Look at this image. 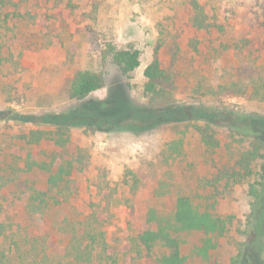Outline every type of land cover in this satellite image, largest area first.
Instances as JSON below:
<instances>
[{"label": "rangeland", "instance_id": "374dc122", "mask_svg": "<svg viewBox=\"0 0 264 264\" xmlns=\"http://www.w3.org/2000/svg\"><path fill=\"white\" fill-rule=\"evenodd\" d=\"M196 1L208 29L191 26L190 0L0 1V264H72L63 256L72 231L80 236L101 214L100 194L111 189L107 221L95 227L116 264H147L126 253L128 239L148 208L170 212L181 195L200 209L214 202L231 222L205 260L184 245V264H264V240L257 257L245 232L249 182L233 176L243 141L228 128L264 124V100L253 95L264 80V0ZM124 49L140 53L126 76L111 59ZM153 58L170 77L166 99L144 90ZM83 70L103 87L76 102L69 88ZM85 106L100 108L91 126L74 119ZM198 128L218 147L205 146ZM32 132L43 134L34 144ZM75 148L86 167L73 174L68 201L53 205L47 173L27 163ZM35 192L48 194L49 207L32 205Z\"/></svg>", "mask_w": 264, "mask_h": 264}, {"label": "trees", "instance_id": "16d2710c", "mask_svg": "<svg viewBox=\"0 0 264 264\" xmlns=\"http://www.w3.org/2000/svg\"><path fill=\"white\" fill-rule=\"evenodd\" d=\"M190 5L193 10L189 20L191 26L208 29L209 26L203 19L202 8L197 1L190 0ZM139 55L136 49L113 50L111 59L122 75L126 76L139 67ZM143 75L146 79L145 92L152 95L154 100L166 99L170 77L158 58L152 59L145 67ZM261 81L262 84L259 82L260 84L253 88V95L254 98L263 101L264 94H261V90L264 88V80ZM102 87L103 78L99 73L89 70L78 71L71 82L69 97L76 102H82ZM79 110V115L74 118L78 123L91 126L100 120L99 107L85 106ZM252 123L254 125L233 122L229 123L228 128L243 141L242 151L237 160L238 171L233 176L238 182L245 180L249 182L248 193L252 203L245 232L251 252L259 257L263 252L261 246L264 240V140L261 139L262 128L259 126L264 124L255 121ZM198 131L205 146L218 147V140L206 133L207 129L198 128ZM41 135L43 134L40 132H32L28 142L37 143ZM259 164L260 172H256ZM27 167L28 169L37 167L47 173L48 189L55 190L58 196L51 197V200L53 205H58L70 198L75 183L73 174L84 171L86 156L80 148H75L71 153L68 150H61L52 154L49 163H38L33 160L27 163ZM115 191L111 189L106 194H100L105 206L100 215L95 212L89 215L80 236L76 237L75 229L72 231V237L63 254L72 264H93L96 257L99 264H116L105 242L104 232L101 227H95L101 226L100 222L107 221ZM47 197L49 196L46 193L35 192L30 200L32 205L38 203L36 205L38 209H44L49 207ZM230 225V218L221 216L214 202H208L200 209L192 204L189 197L181 195L176 197L170 212H163L155 207L148 208L135 236L128 239L125 249L126 253L133 254L136 259H143L147 264H184L187 257L182 254V247L190 243L189 255L201 261L207 259L209 253L216 249ZM194 237H197L196 240L189 241L188 238Z\"/></svg>", "mask_w": 264, "mask_h": 264}]
</instances>
